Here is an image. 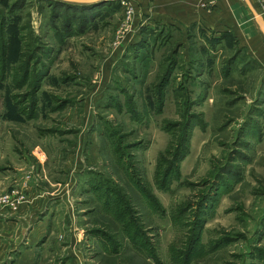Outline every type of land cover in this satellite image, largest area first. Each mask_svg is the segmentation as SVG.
<instances>
[{
  "label": "rangeland",
  "instance_id": "rangeland-1",
  "mask_svg": "<svg viewBox=\"0 0 264 264\" xmlns=\"http://www.w3.org/2000/svg\"><path fill=\"white\" fill-rule=\"evenodd\" d=\"M129 1L0 0L2 151L28 163L0 194H53L40 264H264L259 23L225 0L186 47L160 22L135 42Z\"/></svg>",
  "mask_w": 264,
  "mask_h": 264
},
{
  "label": "crops",
  "instance_id": "crops-1",
  "mask_svg": "<svg viewBox=\"0 0 264 264\" xmlns=\"http://www.w3.org/2000/svg\"><path fill=\"white\" fill-rule=\"evenodd\" d=\"M257 1L259 0H255L253 3H257ZM129 2L131 6L134 5L132 6V23L128 30L131 33L130 38L134 34L133 40L141 41L145 34L141 33L142 29L155 26V23L160 22L165 28L166 35L171 39L167 41L169 46L185 45L186 47L188 41L197 37L195 31L203 33L205 30L206 33H210L211 31L208 29L216 28L226 10L225 0H136V2L131 0ZM174 34L177 37H174ZM209 37L212 36L209 35ZM173 52L174 50L171 55ZM31 121H36V119L33 118L25 122L30 123ZM1 137L2 134L0 135V159L4 160L0 161L2 163L0 165V191L16 187L24 189L25 183L18 184L17 182L20 180L16 177L25 166H28V163L23 165L21 162L25 159H17L15 156L9 155L8 152L2 151L5 145ZM97 156H99L98 153ZM4 161H9L14 165L6 163L3 165ZM68 161L72 163L73 159ZM7 166L15 168L16 174H11V170L8 168L6 170ZM69 166L68 177H71L72 170L79 168H74L73 164ZM25 190L27 191L26 187ZM62 190L63 193L59 197H61V201H66V197H68L66 189ZM55 197L58 196L55 195ZM51 198H54L51 191H41L39 188L29 186L28 200L17 209L0 208V264H40L38 249L42 245L44 246L45 241L52 233L48 221H45L51 218L50 215L53 213L50 211L48 216V202ZM52 216L55 218L54 215Z\"/></svg>",
  "mask_w": 264,
  "mask_h": 264
},
{
  "label": "built area",
  "instance_id": "built-area-1",
  "mask_svg": "<svg viewBox=\"0 0 264 264\" xmlns=\"http://www.w3.org/2000/svg\"><path fill=\"white\" fill-rule=\"evenodd\" d=\"M262 2V12L259 14L262 15L264 18V0H261ZM125 8H126V14L125 19L123 23V29L124 31H128L130 29L131 23H132V17H133V7L127 3L124 2ZM28 199L25 197L24 194H20L16 191H13L11 193H3L0 194V207H9L11 209H17L22 203L27 201Z\"/></svg>",
  "mask_w": 264,
  "mask_h": 264
},
{
  "label": "water",
  "instance_id": "water-1",
  "mask_svg": "<svg viewBox=\"0 0 264 264\" xmlns=\"http://www.w3.org/2000/svg\"><path fill=\"white\" fill-rule=\"evenodd\" d=\"M60 1L67 2L70 4H98V3L103 2L105 0H60ZM245 1L247 3L248 7L250 8V10L252 11V13L254 14L255 19L259 23V26L262 30L263 35H264V18L255 9L253 4L251 3V0H245Z\"/></svg>",
  "mask_w": 264,
  "mask_h": 264
},
{
  "label": "trees",
  "instance_id": "trees-1",
  "mask_svg": "<svg viewBox=\"0 0 264 264\" xmlns=\"http://www.w3.org/2000/svg\"><path fill=\"white\" fill-rule=\"evenodd\" d=\"M49 1H50V0H49ZM51 1L58 2V3H61V4L66 5V6H71V5H72V6H81V8H83L82 6H85V7H87V8H91V7L94 6V4H87V5H86V4H82V5H79V4H70V3H67V2L60 1V0H51ZM103 2H105V1H103ZM103 2L98 3V5L102 4ZM95 15H96V13H94L92 16H95ZM173 63H174V65H176V61H175V60L173 61ZM171 76H172V72L168 71V73H167L165 79H163V83H164L163 86H165V85L169 82ZM161 92H162V91H161ZM31 109H33V111H35V103H34V102L32 103V107H31ZM31 109H30V113H28V115H29V114L31 115V114L33 113V112L31 111ZM33 115H35V114L33 113Z\"/></svg>",
  "mask_w": 264,
  "mask_h": 264
}]
</instances>
